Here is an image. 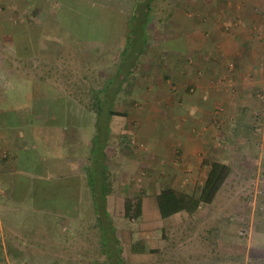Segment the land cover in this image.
<instances>
[{
  "label": "crops",
  "instance_id": "obj_1",
  "mask_svg": "<svg viewBox=\"0 0 264 264\" xmlns=\"http://www.w3.org/2000/svg\"><path fill=\"white\" fill-rule=\"evenodd\" d=\"M128 1L132 17L124 34L89 41L86 28L81 27L89 22V0H68L65 11V0L53 5L50 0H0V117L27 109L30 113L38 110L40 117L27 121L22 130L0 123V150L8 151L12 163L5 171L82 180L92 139L98 125L106 137L111 110L123 114L112 117L129 119L132 124V129L123 126L120 131L134 137L136 133L137 138L131 153L119 156L117 150H128L125 144L117 149L108 143V164L115 157L124 173L128 165L151 171L155 185L159 180L162 183L151 199L156 205L163 189L179 190L184 171L195 173L202 168L209 159L205 155L227 153V146H222L225 139L241 140L238 144L244 147L245 127L254 125L252 116L259 106L254 92L262 88H258L259 75L252 60L257 59L260 39L257 26L264 25V0H156L150 13L148 0ZM139 6L144 11L141 36L135 43L138 50L134 48L129 63L124 64L132 42L138 39L134 36ZM10 7L33 11V18L17 15L13 19L3 13ZM101 105L104 111L99 116ZM69 107L75 109L69 111ZM158 120L174 127L161 150L159 141H151L156 136L143 132L142 123L154 125ZM69 121L79 126L68 127ZM185 124L188 129H183ZM255 125H263V131L255 134L260 144L264 116H257ZM141 149L153 151L145 155ZM186 175L190 182L191 173ZM15 186L13 179L0 180V191L7 190L0 195L3 217V201L14 199ZM114 194L108 195V205ZM150 195L144 196L142 218L147 217ZM180 213L186 217V212ZM247 253L245 264H264L263 250L259 249L257 262L251 260L250 250Z\"/></svg>",
  "mask_w": 264,
  "mask_h": 264
},
{
  "label": "rangeland",
  "instance_id": "obj_2",
  "mask_svg": "<svg viewBox=\"0 0 264 264\" xmlns=\"http://www.w3.org/2000/svg\"><path fill=\"white\" fill-rule=\"evenodd\" d=\"M50 1L53 5L59 0ZM67 6L68 0H65L64 11ZM12 8L10 7V9ZM80 8L82 9L81 6ZM143 9L144 7L139 6V10L142 12L138 10L136 14L137 34L134 37L141 36L138 32L143 18ZM26 10L24 12L23 9H8L2 12L12 16L13 19L17 15H21L22 18L20 17V19L24 20L33 18V11ZM187 12H191V10H187ZM95 16L94 19L98 17V15ZM80 17L82 20L84 19L82 15ZM81 19H79L80 22H82ZM262 19L264 21V18ZM88 23L91 28L87 33L88 38L107 36L105 33L100 34L99 30L97 31L95 20H90ZM88 23L86 25L82 23L81 27L86 28ZM257 27H259L257 32L260 39L257 40V59L252 61L256 67V73L259 75V77L257 75L258 88H262L254 92V98L259 103L255 109V113H257H253L252 116L254 125L245 127V130L248 131V137L243 140V148H240L238 144L242 142L241 140L227 138L222 144V146H227V153L219 152L211 156L205 155L209 158L207 160H221L230 163L232 166V172L218 198L211 205L203 204L191 216L185 213L186 217H183L180 209L176 207L172 213L163 217L159 205L151 200L155 190L160 186L161 180H159V184L155 185L156 182L152 180L155 176L150 177L151 171L135 169L131 165H128L129 169L127 168L128 170L124 173L120 165L116 163L118 160L114 157L115 162L109 167L115 176L113 180L115 194L113 201L108 205V211L112 214L113 222L117 227V236L122 243L124 263L117 260L116 252H114L109 264H245L247 257H249L247 250H250L251 260L257 262V257H261L258 255L259 249L264 251V139L260 140L259 144L255 134H257V130L258 132L263 131V125H255V122L257 116H264V99L260 97L264 90V25L259 23ZM88 38L86 39L90 41ZM139 39L140 37L132 42L131 51L123 59L124 64L129 63L130 56L133 55L132 50L138 48L135 43ZM69 49L72 48L69 47ZM24 112L18 115L2 116L0 123L22 130L27 121L34 120L36 122L40 118L38 110L30 113L27 109ZM110 119L116 124L109 123L108 131L105 133L106 138L109 139V146L117 148L123 142L128 150H117L118 156L122 153H131V149L136 147L134 138H137V134L135 133L134 137V134L120 131L123 126L127 130L132 129L130 120L112 116H110L109 121H111ZM121 121L123 122L121 123ZM142 123L144 124L143 132L149 134L148 136L153 133L156 137L151 141H159L157 144L161 150V143L168 142V133L169 131L173 132L174 127L165 125L160 120L154 125L149 121L146 123L142 121ZM120 124L122 126L119 127ZM188 127L189 124L183 125V129H188ZM253 132L254 135L251 138ZM158 136H161V140ZM137 141L139 142L141 139ZM152 151L153 149L150 152L142 150L145 155L152 153ZM7 153L5 148L2 149V152L0 150V180L4 182L12 179L14 181L15 177L18 179L17 172L23 171L15 170L13 175L9 171H5L6 166L8 168L12 166V163L8 162L10 157ZM12 156L17 157L18 155L12 154ZM199 157L201 160L203 159V155ZM147 166L150 167V164ZM15 167L18 168V166ZM207 172L208 165L206 162L195 173L184 171L183 179L177 188L179 191L188 192L199 190L205 181ZM186 173H191L190 182L186 180L188 178ZM28 174L34 183L32 188L34 196L29 200L35 208L48 210L59 215L60 218L57 221L61 231L60 233H52L47 229H37L34 233H26L21 229L16 218L7 217L5 214L3 217L0 206V237L4 244V251L0 253V264H15V262L20 264H102L101 262L105 261L107 257L102 251L101 229L97 225L92 195L85 179H78L81 187L80 194L83 195L80 197L81 201L66 202L67 200L63 201L61 198L39 199L37 197L39 189L37 190L35 181L36 178L41 177H36L33 172ZM166 175H170L169 172ZM60 183L61 181L49 182L50 190L48 192L50 191L52 197L56 196L53 189H57V186L60 189ZM149 183L153 186H150ZM39 188L41 189L42 186L40 185ZM44 189H46L45 185ZM41 190L43 191V188ZM148 193L151 195L148 196L150 199L148 198L149 202H147V217L127 219L124 216L125 198L138 194L146 196ZM2 194H7V190L5 192L0 191V195ZM51 200L53 202L58 200L60 205H52ZM140 242L146 246V249L135 251V245ZM18 257H22L21 260Z\"/></svg>",
  "mask_w": 264,
  "mask_h": 264
},
{
  "label": "trees",
  "instance_id": "obj_3",
  "mask_svg": "<svg viewBox=\"0 0 264 264\" xmlns=\"http://www.w3.org/2000/svg\"><path fill=\"white\" fill-rule=\"evenodd\" d=\"M92 4L90 10V20H95L97 31L100 34L116 35L119 37L124 34L127 25L130 22L129 18L132 17L131 10L129 8L128 0H89ZM149 13L154 11L156 7V0H148ZM137 11H135L136 13ZM98 17L94 19L96 16ZM132 23V22H131ZM93 28V27H92ZM96 28V27H95ZM91 30L89 23L86 26L85 35L88 38L87 33ZM131 30L134 32V28L131 26ZM102 37V36H101ZM99 37V38H101ZM75 107H69V111L74 110ZM104 108L102 105L99 108V116L103 113ZM110 115H123L116 111L110 112ZM109 118L105 124V133L108 131ZM68 127L79 126L74 122L69 121ZM102 127L98 125L97 133L92 139L90 157L83 170L85 172L86 185L90 188L92 195V204L94 205V213L96 215L97 225L101 229V246L102 251L105 253L107 259L102 264H109L113 258V253L116 252L117 260L120 263H124L123 259V247L120 238L117 236V227L115 226L112 216L108 211L107 197L114 192V174L111 170V164H108V155L106 153V147L108 144V138H104ZM208 165V172L206 179L202 186L197 191H179L172 187L165 188L157 195V204L161 210L162 216L166 217L172 213L176 207L180 211H184L189 216L195 214L203 204L211 205L218 198L219 193L222 191L224 184L229 178L232 172V166L228 162L220 160H205ZM18 179L15 177L14 181L16 186L14 187V199H6L3 201V213L8 217H14L17 219L21 229L26 233H34L35 230H50L52 233H60V224L58 223L59 215L43 209H37L31 202L34 192L33 181L28 172H17ZM79 179V178H78ZM78 179L67 177H54V178H36V188L39 189L37 197L40 198H52L64 200H80L81 187ZM61 181L60 189H53L56 192V196L50 195L49 182L57 183ZM42 186L43 191L39 188ZM44 185L46 189H44ZM59 191H61L59 193ZM54 196V195H53ZM62 201V202H63ZM144 196L142 194L134 195L132 197H126L124 200V216L127 219H141L144 209ZM40 202L43 203L42 200ZM61 202V200H60ZM68 202V201H67ZM72 202V201H69ZM52 205H60L59 201L53 202ZM58 203V204H56ZM42 205V204H41ZM63 206V205H62ZM37 234V232H36ZM112 242V243H111ZM115 243V244H114ZM144 251L146 246L142 243L135 245V251ZM4 251L3 240L0 237V253ZM20 260L22 257H18ZM117 261V263H119ZM15 264H20L15 262Z\"/></svg>",
  "mask_w": 264,
  "mask_h": 264
},
{
  "label": "built area",
  "instance_id": "obj_4",
  "mask_svg": "<svg viewBox=\"0 0 264 264\" xmlns=\"http://www.w3.org/2000/svg\"><path fill=\"white\" fill-rule=\"evenodd\" d=\"M261 99H264V90L262 91V93L260 94Z\"/></svg>",
  "mask_w": 264,
  "mask_h": 264
}]
</instances>
